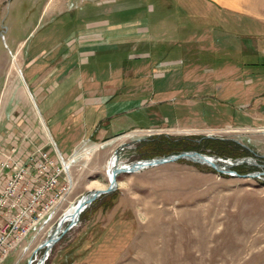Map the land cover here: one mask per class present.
Returning <instances> with one entry per match:
<instances>
[{"label":"rangeland","instance_id":"rangeland-1","mask_svg":"<svg viewBox=\"0 0 264 264\" xmlns=\"http://www.w3.org/2000/svg\"><path fill=\"white\" fill-rule=\"evenodd\" d=\"M263 82L264 0H0V150L41 141L61 170L1 264H264ZM183 151L228 173H120L47 250L108 169Z\"/></svg>","mask_w":264,"mask_h":264},{"label":"built area","instance_id":"built-area-1","mask_svg":"<svg viewBox=\"0 0 264 264\" xmlns=\"http://www.w3.org/2000/svg\"><path fill=\"white\" fill-rule=\"evenodd\" d=\"M29 144L25 156L17 155V145L0 150V264L35 228L41 199L58 186V160L44 146Z\"/></svg>","mask_w":264,"mask_h":264},{"label":"water","instance_id":"water-1","mask_svg":"<svg viewBox=\"0 0 264 264\" xmlns=\"http://www.w3.org/2000/svg\"><path fill=\"white\" fill-rule=\"evenodd\" d=\"M181 158H186V159H191V160L198 161V162H203V163H206L208 166L216 169L217 171H220L223 173H228V171L222 170V168L216 162V161H218V159L211 157V156L201 154L197 151H183V152H180L177 154H172L169 156L155 157V158H149V159H141V160L131 162L128 164H123V165H120L119 167H115L112 170L111 177L109 179V182H108V185L106 188L94 189V190H92L86 194V198H85V200H83L82 205L77 209L75 216L78 217L80 215V213L84 209H86L92 203V201H94L100 195L107 194V193L114 191L116 188V176L118 174L135 172V171H138L144 167L155 166L158 164L174 161V160L181 159ZM230 164L233 165L234 163H230ZM123 166H125V167H123ZM251 175H254V174H251ZM75 222L76 221L70 222L68 227L72 226ZM66 229H64L63 232ZM59 237H60V235L57 236L55 239L50 237L48 240V243H51V245L54 244L55 241L58 240ZM48 243H45L46 248H48L47 247ZM43 259H45V257L41 258L42 263L44 262Z\"/></svg>","mask_w":264,"mask_h":264},{"label":"crops","instance_id":"crops-1","mask_svg":"<svg viewBox=\"0 0 264 264\" xmlns=\"http://www.w3.org/2000/svg\"><path fill=\"white\" fill-rule=\"evenodd\" d=\"M29 66H31V64L29 65ZM36 73V72H35ZM36 74H33L32 76H29V77H27L28 78V81H33L32 79L33 78H35L34 76H35ZM24 78V77H23ZM26 79V78H25ZM46 81H48L47 79L46 80H44L43 82H46ZM264 83V82H263ZM264 86V85H263ZM260 96H262V99H261V106H262V108H264V90H263V92H262V94L260 95ZM82 113V112H81ZM80 112H78L77 113V116H75L76 118L74 119V122H75V124H79L80 122L82 123V126H83V128L81 129V131H83L82 132V134H81V136H82V138H84L83 136H86V134L88 133V132H90L89 131V129L90 128H86V125L88 124V122L86 121V119H85V116H82V114H81ZM102 120V119H101ZM24 125V124H23ZM27 126L29 125L28 123L26 124ZM26 125H24L23 127H25ZM52 125V124H51ZM53 126V125H52ZM59 127V126H58ZM58 127H52L51 128V130L52 129H54L56 132H57V130H58ZM78 130V129H77ZM29 131L31 132V130L29 129ZM106 133H107V130L105 131ZM34 130H32V135L34 136ZM52 133H53V131H52ZM57 134L59 135V133L57 132ZM74 135V134H73ZM53 137H54V134H53ZM74 137V136H73ZM69 138V137H68ZM81 138V139H82ZM73 139V138H72ZM76 140V139H75ZM41 141H37V143L36 144H39ZM72 142V141H71ZM35 143H34V145H36ZM56 144H57V146H58V148L63 152H67V150H66V147H68V146H70V147H75V143H67V142H65V141H63V139H60L58 142H56ZM77 144V143H76ZM26 145V144H25ZM27 147L28 148H30V147H32L30 144H27Z\"/></svg>","mask_w":264,"mask_h":264},{"label":"bare ground","instance_id":"bare-ground-1","mask_svg":"<svg viewBox=\"0 0 264 264\" xmlns=\"http://www.w3.org/2000/svg\"><path fill=\"white\" fill-rule=\"evenodd\" d=\"M201 163H203V162H201ZM206 164V163H205ZM64 166H65V169L68 171V163L67 162H65L64 161ZM63 166V167H64ZM117 167H119V166H117ZM123 167H125V166H123ZM145 168V167H144ZM114 169V168H113ZM113 169H108L107 170V176H108V181H109V179H110V177H111V173H112V170ZM72 181H71V179H70V183H71ZM85 198H86V195H84V196H82L78 201H77V203L75 204V205H73V206H71V207H69V208H67L66 210H65V212L63 213V216H62V218H61V221H60V223H59V226H58V228L55 230V232H54V234L52 235V238L53 239H55L57 236H59L62 232H63V229H62V226H63V224L65 223V222H72L73 220L74 221H76V219L78 218L77 216H75V214H76V212H77V209L82 205V203H83V200H85ZM73 221V222H74ZM76 223V222H75ZM74 223V224H75ZM73 224V225H74ZM53 245V244H52ZM51 243H48V248H47V250L49 251V249L51 248ZM44 261H45V259H43ZM44 263V262H43ZM42 263V260L40 259L38 262H37V264H43Z\"/></svg>","mask_w":264,"mask_h":264},{"label":"trees","instance_id":"trees-1","mask_svg":"<svg viewBox=\"0 0 264 264\" xmlns=\"http://www.w3.org/2000/svg\"><path fill=\"white\" fill-rule=\"evenodd\" d=\"M207 143H208L207 146L209 148H212L215 151H217L216 153L218 155L227 156V157H229V156H235V154H231L232 152L230 151V146L231 145H234V143H232V142H223V141H218V140H216V141L215 140H208ZM234 146L237 147L236 145H234ZM224 147L226 149H224ZM223 151H225V153H222ZM234 169L237 170V167H235Z\"/></svg>","mask_w":264,"mask_h":264}]
</instances>
